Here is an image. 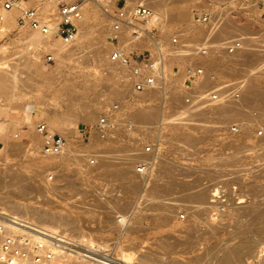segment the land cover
Here are the masks:
<instances>
[{
    "label": "rangeland",
    "instance_id": "374dc122",
    "mask_svg": "<svg viewBox=\"0 0 264 264\" xmlns=\"http://www.w3.org/2000/svg\"><path fill=\"white\" fill-rule=\"evenodd\" d=\"M64 1L75 0H26V3L20 4V7L16 6L8 10L2 6L4 0H0V72H5L6 79L8 78L3 84H0V180L2 181L0 197H4L3 200H0V210L13 213L9 203L19 202L30 205L49 216L56 214L64 217L65 221L66 219L76 220L74 224L68 223L67 225H63L64 223L61 222L62 225L53 221L43 222L45 224L42 226L43 223L38 221V218H32V220L38 221L40 226H45L46 229L57 228L71 234H86L90 240L102 243L113 244L115 239L126 243L131 239L133 241L132 251L135 252L133 261H138L140 264H166V259L154 262L145 258L143 253L151 249L158 255L166 257V252L160 241H168L172 244L178 239L184 243L176 246V251L170 254V257H173L170 258L172 263L180 261L186 264H214V260L204 261L197 260V258L201 256L205 248L216 245L218 241L219 244H235L243 237L255 241L258 253L264 252V232L257 229V226L261 227L257 221L250 219L249 216L252 217V214L249 211L247 212L250 215L245 212L252 206H264V160H257L258 154L262 155L264 150V122L256 120L257 113L261 112L260 109L258 112L255 107H252V104L259 107L254 104L258 103L256 99L258 93L255 92L257 90L252 89L259 86L258 91L263 90L264 92V59L259 56L250 64L241 61L230 62L232 72L225 70L229 65L227 66L220 59L221 55L229 58L236 54L228 53L226 50L234 41H240L241 45L253 44L250 46L258 50L259 53L261 50L264 51V0H161V7L165 9L162 22H159L157 26L139 23L146 35H140L139 39L126 37V40L122 37L123 32L120 33L119 46L123 50L129 51L133 57L137 56L139 59L151 56L158 62L157 66L160 69L154 74L160 77V80L154 87L145 89V91L152 92L145 100L142 99L145 91L136 95L131 92V79L127 81L129 76L122 66L116 64L109 67L105 61L108 60V55L113 50L111 44L113 36L108 39L106 37L110 33L107 29L111 23L110 15L106 19V30L102 32V55L99 59L96 56V47L90 42L91 37L97 33L96 31L85 35L83 38L84 47L80 49L81 53L76 51L72 56L62 60L57 59L45 46L26 41L29 31L16 23L20 9L38 8L45 18L53 22L57 18L56 4ZM122 1L130 7L140 4L137 2L138 0ZM48 3H54V8L50 12L41 8ZM102 3L97 0L83 2L82 10L86 11L88 7H91L90 9L98 8L97 16L92 18L91 23H96V20L100 21L103 15L101 14L102 9H100ZM175 7L184 9L187 16L181 19L177 18L174 14ZM4 12L11 13V20L5 23L2 21ZM201 13L209 15L206 23L195 21L196 16ZM221 19L225 20L224 23L228 25L232 24L231 29H218L223 26H220L223 23ZM233 24L235 27H240L239 32H232ZM194 26L199 27L198 31L193 32ZM216 31L218 33H215ZM128 36H130L129 33ZM147 36L158 41L163 50L162 56L158 55L154 47L148 45ZM174 36L178 38V44L175 45L171 44V38ZM54 38H58L62 42L58 36H54ZM107 40L110 48L107 47ZM130 41L132 45L136 41L142 47L134 48ZM71 45L72 43L67 46ZM201 48L212 53H210L211 61L216 64L207 65L206 62H200L202 55L198 54V51ZM47 54L52 55V60H46ZM27 55L38 62L36 67H31L24 61V57ZM161 58L162 60H160ZM166 58L168 62H166ZM187 65L206 66V73L191 93H189L190 90H187L188 82L184 73ZM9 72L13 73L15 77H12L13 75L11 76ZM209 74H212L213 78H210ZM119 81L123 82L118 83ZM124 82L126 84H123ZM250 82L259 85L254 87L251 84V87ZM247 84L250 87H247ZM216 90L218 98L210 103L218 105L217 108L209 113H207L206 103L204 106L201 104L198 107L190 108L192 103L200 104L199 102L204 99L203 102H206L210 93L216 92ZM246 91L252 96L254 92L257 93L255 94L256 102L250 103V98L252 101L254 99L251 95H247ZM234 93H237L238 97H234ZM189 94H191V100L186 103L185 97H190ZM245 94L249 96L251 104V108L250 104H247L249 108L245 106L247 110L244 108L247 112L249 111V116L246 114L247 116L241 117L238 110L228 109L222 104L220 105L218 101L220 98H224L225 103L239 102L242 95ZM163 95L177 97L170 104L162 99ZM113 103L121 105L119 111L121 110L120 113L124 115L117 117L119 122L112 128H116L118 131L110 132L109 137L101 138L99 134H95L94 122ZM262 106L264 107V103ZM149 107H152L150 110H154V108L157 110L158 114L155 115V118L143 120L136 114L137 109L144 108L143 110H145L147 108L149 110ZM263 107L261 110H264ZM44 109L51 110L53 115L58 116L65 123L64 128L54 132L62 135L67 145L77 151L80 155L76 154L80 157H75V159L68 157L67 159V156H45L40 151L41 141L34 131L35 126L26 124V121L29 113H33L39 118L44 117L46 111ZM155 110L153 112L156 113ZM88 113L90 116L86 115ZM130 113L129 119L134 123V128L127 130L124 119L128 120L127 117ZM21 115H25L23 123L29 127L19 123L17 116ZM245 117H249L246 118L247 120L244 119L246 122L251 121L252 118L256 122L252 121V125L248 122L249 125L245 126V121H242ZM28 120L31 121V117H28ZM233 126L236 127V131L231 130ZM91 134L104 146L110 141L112 142L109 146L113 149L109 152L114 151V153L112 152L113 159L115 158L114 160L119 162L123 161V163L117 166H106V169L126 166L131 170L130 181H123L117 177L106 175V173L99 177L93 176V172H87L96 168V157L100 151L104 150V148L100 150L102 145L95 146L93 142L90 143ZM181 136L183 140H181ZM183 136L188 139H184ZM106 138L109 141H105ZM131 144L132 147L139 146L140 148L149 145L156 151L154 149L150 153H145L138 148L124 147V145ZM236 145H244L249 149L239 155ZM253 147H255L254 150ZM94 151L98 152L92 155L91 153ZM109 152H101L100 155L104 153L102 155L108 156ZM119 152L126 153L123 154L124 158H121L122 154L119 156ZM86 153L90 155H86ZM112 156H108L111 161H113ZM221 156L227 158L228 161L224 158L220 160ZM235 157L237 158L235 159ZM136 160L146 163L148 170L144 173H137L134 167ZM90 163L95 164L91 165ZM85 168L87 169L85 170ZM161 169L164 171L162 172ZM165 173L167 177L169 176L168 178ZM13 175H19L26 179L30 185H33L32 188L28 189L24 183L17 184ZM155 175L163 176L157 181L160 186L156 188V191L153 189L154 181H152ZM170 178L174 179V183H183V185L185 183L182 187L184 190H187L188 187L192 190L199 188L208 190V193H205L206 197L210 195L213 188H223L226 191L228 205L225 210L232 208V212L229 211L231 213L227 214L225 210V212L220 211L219 207L215 206L212 218H209L206 213L196 215L195 218L192 217L189 208L195 207L194 209H196L197 203L186 204L187 201H181L182 198L178 195L180 191H184L182 188H171L167 192L166 188H160L164 183H168ZM128 184L129 187L125 186ZM186 184L187 188L185 189ZM170 191L172 192L170 193ZM145 195L147 197H144ZM148 196L149 200H147ZM206 200L213 204L211 197ZM95 202L105 206L99 209L92 208L96 207ZM159 202L163 204L160 205ZM112 203L119 207V211H111ZM85 205L89 206L88 209L84 207ZM133 205L136 207L135 209L144 206L148 209H143L139 215L140 219H135L138 220L135 221L138 230L134 235L127 232L120 234V231L115 230L112 223L118 215H129L131 211L129 209ZM240 205L241 207L245 205L246 209L244 207L239 209ZM170 209L172 212H168L171 211ZM166 210H168V214H166ZM165 214L169 216H167L169 219L166 218L167 222H160V218ZM106 215H109L108 223L105 222ZM192 219L197 220V229L194 228L196 231L191 232V234L194 233L193 236L183 234L180 231L181 225L186 222L188 224ZM216 223H219L218 226ZM47 224L48 227L52 226L51 224L54 227L48 228ZM91 224H94L95 227H91ZM105 224L108 226L103 228ZM219 225L222 226L219 228ZM242 226L245 231L241 228ZM96 227H102V229L96 230L94 229ZM216 229L218 230L216 231ZM212 230L214 235H208L207 232ZM180 232L182 233L180 234ZM231 232L233 233L231 234ZM97 235L107 238V242L97 240L95 238ZM189 240H192L194 244L192 247L186 244ZM250 259L253 258L250 257ZM68 261L76 262L72 259H68Z\"/></svg>",
    "mask_w": 264,
    "mask_h": 264
},
{
    "label": "bare ground",
    "instance_id": "6f19581e",
    "mask_svg": "<svg viewBox=\"0 0 264 264\" xmlns=\"http://www.w3.org/2000/svg\"><path fill=\"white\" fill-rule=\"evenodd\" d=\"M96 1V0H95ZM161 0H152V1H149V2H146L145 0H138L137 2H140V5H143V6H145V7H148L149 9H151L153 12H154V14H155V21H151V22H147L146 24L147 25H151V26H157V24L159 23V22H162V18H163V16L165 15V9L164 8H162L161 7V5H162V2H160ZM169 1V0H168ZM167 1V2H168ZM98 2V1H97ZM99 2H103L102 3V5L100 6V9H102V13L101 14H103L102 16H101V19H100V21H98L97 22V20L95 21L96 23H91L92 21H93V19L92 18H94V16L98 13V8L96 9H90L89 7H88V10H86L85 11V9L84 10H82V6H81V15H80V18L79 19H77L76 21H75V27H76V36H75V39L71 42L72 43V45L71 46H67L68 44H70V43H64L62 40V42H60L59 40H58V38L56 39V38H54V36H57V34H56V30H55V26H54V24L53 23H51V27H50V30L47 32V33H45V34H41V33H39V32H37V31H34V30H32V29H30L28 26H25V30H27V31H29L28 32V35L26 36V41L28 42V43H34L35 45H41V46H45L51 53H53L56 57H57V59H59V60H62V59H64V58H68V57H70V56H72L76 51H78V52H80V49H82L83 47H84V43H83V38L85 37V35H87V34H89V33H91V32H93V31H96L97 33L94 35V36H92L91 37V39H90V42H91V44L92 45H94L95 47H96V56H97V58L99 59L100 57H101V55H102V49H101V42H102V32L104 31V30H106V19H108V15H110V17H111V14H109V13H107V12H105L104 11V9L102 8L103 6H105V5H107L106 4V2H104V1H99ZM114 1H112V3H113ZM163 2H165V1H163ZM166 2V3H167ZM25 4L26 3V0H20L19 2H18V6L20 7V4ZM83 5V4H82ZM89 6V5H88ZM94 6V5H93ZM92 6V7H93ZM43 10H45V11H52L53 10V8H54V3H48L47 5H44V6H42L41 7ZM94 8V7H93ZM87 9V8H86ZM97 11V12H96ZM174 11H175V16L177 17V18H179V19H181V18H184V17H186L187 16V14H186V12L184 11V9H182V8H174ZM168 14V12H167V10H166V15ZM99 15V14H98ZM97 16V15H96ZM107 17V18H106ZM100 18V17H99ZM97 19V18H96ZM111 19V23H110V25L109 26H107V29H108V32H110V33H108L107 34V39L108 38H110L111 36H113L114 35V21L112 20L113 18L111 17L110 18ZM219 19V18H218ZM223 19H224V17H223ZM11 20V13L10 12H4V15H3V17H2V21L5 23V22H8V21H10ZM222 20V19H221ZM196 21V20H195ZM222 21H223V23H222ZM222 21H220L222 24H220V26L221 25H223V26H219L220 28H218V29H223V28H230L231 29V25H228L227 23H224L225 22V20H222ZM226 22H227V19H226ZM217 23V22H216ZM219 23V22H218ZM228 23H229V21H228ZM212 24V23H211ZM213 25H215V24H213ZM234 25V24H233ZM199 26V25H198ZM198 26H194L193 27V32H196V30L199 28ZM217 26H218V24H217ZM233 27V26H232ZM143 27L139 24V23H137V25H136V29H137V31H138V34L139 35H146V33H145V31H144V29H142ZM217 28V27H216ZM209 29V28H208ZM201 30V29H200ZM203 30V29H202ZM211 30V29H210ZM121 32L120 33H122L123 32V36L122 37H124L125 39H126V37L128 38V37H130V36H128V31H129V28L128 27H126V26H122V28H121V30H120ZM198 31V30H197ZM207 31V30H206ZM205 31V32H206ZM228 31V30H227ZM226 31V32H227ZM240 31V27L238 28V27H235V25H234V29L232 28V32L234 33V32H239ZM204 32V34H206ZM211 32H212V30H211ZM218 32H219V30H218ZM217 31L215 32V33H218ZM222 32V31H221ZM145 33V34H144ZM209 33H210V31H209ZM220 33V32H219ZM120 35V34H119ZM148 35V34H147ZM217 35V34H216ZM216 35H215V37H216ZM207 36V35H206ZM209 36V35H208ZM59 37V36H58ZM120 37V36H119ZM213 37H214V34H213ZM147 38H148V36H147ZM51 39H54V40H51ZM121 40H124L123 38H120ZM130 39H131V37H130ZM130 39H128V40H130ZM139 39V38H138ZM146 39V38H145ZM120 40V41H121ZM127 40V39H126ZM133 41V40H132ZM137 41V40H136ZM135 41V44L134 45H132L131 44V41H130V44L132 45V46H134V48H140V47H142V45L141 44H139V43H137ZM146 41H149V43H148V45L149 46H151V47H154L156 50H157V52H158V55L160 54H162V52H163V50H162V48H161V46H160V44L158 43V41H156L153 37H150V38H148V40H146ZM89 42V43H90ZM124 42V44H125V41H123ZM134 42V41H133ZM253 45V44H243V45H241L239 48H237L234 52H233V54L234 53H236V54H234L232 57H226V56H220V59H221V62H223V63H225L227 66L229 65V67H227L225 70L227 71V72H232L233 70H232V68H230V62L232 63V62H236V61H241L242 63H245V64H250V63H253L255 60H257L258 58H259V56L261 57H263V59H264V51L262 52V50H261V52L260 53H262V54H260L259 53V51L258 50H256L255 48L253 49V47H251V46ZM106 46V45H105ZM110 45H108V40H107V47H109ZM110 48V47H109ZM260 50V49H259ZM83 52V51H82ZM81 53V52H80ZM211 52L210 51H207L206 52V54H204V55H202V61H200V62H202V63H205L206 62V64L207 65H214V64H216V63H213L212 61H211V57H212V53L210 54ZM83 54V53H82ZM81 54V55H82ZM109 56V55H108ZM162 56V55H161ZM204 56V57H203ZM214 56V55H213ZM261 57V58H262ZM216 58V57H215ZM57 59H56V61H57ZM102 59V58H101ZM24 61L26 62V63H28V65L29 66H31V67H36L37 65H38V62H36V60L34 59V58H31V57H29L28 55L27 56H25L24 57ZM105 61H107V65L109 66V67H113L114 65H116L117 63H115V62H112L111 60H110V57L108 58V60H105ZM156 63H158V62H156ZM0 64H1V62H0ZM118 65V64H117ZM226 65H224V66H226ZM164 68V67H163ZM160 68L158 67V66H155V69H153V73H155V72H159L158 70H159ZM161 69H162V67H161ZM10 73V72H9ZM8 74V73H7ZM11 74V73H10ZM9 74V75H10ZM13 75V76H12ZM11 76L12 77H15L14 76V74L12 73L11 74ZM129 76V75H128ZM7 77H10V76H8L7 75ZM159 78V79H158ZM8 79V78H7ZM6 79V74H5V72L3 73V72H0V84H3L4 82H5V80H7ZM131 78H130V76L128 77V80L127 81H129ZM166 79V78H165ZM156 84L158 83V81L160 80V77H158L157 75H156ZM83 81V80H82ZM7 82V81H6ZM120 82H123V81H119L118 83H120ZM260 83V82H259ZM123 84H126V82H124ZM251 84L252 85H254V87L257 85H259L258 83H252V82H250L249 83V85L251 86ZM248 84H247V87L249 86ZM249 86V87H250ZM252 87V86H251ZM253 87V88H254ZM259 87V86H258ZM258 87H256V89L254 88V89H252V90H257V91H255V92H257L258 93V96H257V100H258V103L255 101V94H257V93H253L254 95L252 96V94H250L251 96H252V99H254L253 101L251 100V98H250V103H253V102H256V103H254V104H257L259 107H256V105L254 106L253 104H252V107H255L256 108V110L258 111L259 109H260V112L261 113H257V117H256V120H260V121H262V122H264V110H263V112H262V110H261V108L263 107L262 105H263V103H264V92H263V90L261 89V87H263V86H261L260 87V89L262 90L261 92H259L258 91ZM264 88V87H263ZM245 90V89H244ZM249 90H250V88H249ZM145 91V90H144ZM248 91V90H247ZM246 91V93H251V91H248L247 92ZM65 92V91H64ZM67 92V91H66ZM244 92V91H243ZM253 92V91H252ZM70 93V92H69ZM149 93H150V95H151V93L152 92H149L148 90H146L144 93H143V95H142V99H148V97L150 96L149 95ZM249 93L247 94V95H249ZM242 94H244V93H242ZM80 95V94H79ZM174 95V94H173ZM246 94L245 95H242V97L240 98V101L239 102H234V103H231V102H228V103H225V99L224 98H220V100H218L219 101V104L221 105L222 104V106H224V107H226V108H228V109H236V110H238L239 112H240V116L242 117V116H245L246 114H248V116H249V111L247 112L246 110H247V108H249V107H247V104H250L249 103V96H247ZM175 96V95H174ZM174 96H168V97H166L165 95H163L162 96V99H164V101H168L170 104H172L173 102H172V100L174 99V100H176V97H174ZM254 97V98H253ZM69 99V98H68ZM67 99V100H68ZM141 99V98H140ZM208 100H206V102H203V101H205V99L203 100V98H202V100L203 101H200L201 100V98L200 99H198L200 102V104H198V103H192V105L190 106V108L191 107H198V106H200L201 104H202V106H204V104L206 103V107H207V109H208V112L207 113H209V112H211L212 110H214L215 108H217V106H215V105H213V104H211L210 102H212V101H214V100H211L209 97L207 98ZM198 100H197V102H198ZM172 102V103H171ZM129 103V102H128ZM111 106V105H110ZM121 106V105H120ZM120 106H118L119 107V109L121 108ZM245 106L247 107V108H245ZM262 106V107H261ZM142 108V107H141ZM150 108H152V107H149V110H150ZM244 108L246 109V110H244ZM250 108H251V104H250ZM264 108V107H263ZM41 109H43V108H41ZM119 109H118V112H119ZM144 109V108H143ZM143 109H137L136 110V114L138 115V116H140V118H143V120H148V119H153V118H155L156 116V114H158L157 113V110H155V108H154V110L156 111V113L155 112H153L154 110L153 109H151L150 111L147 109V111H145V110H143ZM44 110H46L44 113V117L42 116V117H40L41 118V120L40 121H35L36 123L34 124L35 125V129H36V124L38 123V122H42V123H45V125L47 126V128H48V130H49V132L50 133H53V134H55L56 132H54V131H58V130H60V129H62V128H64L63 126H65L64 124V122L58 117V116H56V115H53L52 114V112H51V110H48V109H44ZM153 110V111H152ZM249 110V109H248ZM118 112H116V114H115V117H117V115L119 114ZM245 112H247V113H245ZM259 112V111H258ZM93 113H94V111H93ZM182 113V112H181ZM43 114V113H42ZM90 113H88V114H86V115H88V116H90L89 115ZM91 115H92V113H91ZM164 115V114H163ZM247 116V115H246ZM251 116V115H250ZM28 117H31L30 115L28 116ZM28 117H27V121H26V124L27 123H29V124H32L31 123V121H29L28 120ZM101 117V115L97 118V120L94 122V124H97L98 123V121H99V118ZM249 118V117H245V118H243L242 119V121H245L246 122V120ZM244 119H246V120H244ZM250 119H251V117H250ZM130 120V119H129ZM256 120L255 119H253L252 118V120L251 121H248L250 124L252 123V121H255L256 122ZM131 122V121H130ZM244 122V124H245V126H246V124H248V122H246L245 123ZM132 124H133V126H134V123L133 122H131ZM254 124V123H253ZM249 125V124H248ZM247 125V126H248ZM252 125V124H251ZM261 125V124H260ZM259 126V125H258ZM261 126H263V125H261ZM37 132V131H36ZM35 132V133H36ZM95 134H98V132H96L95 131ZM36 135L39 137V139H40V141L42 140V137H41V135L37 132L36 133ZM61 137H63L62 135H60ZM33 137H35V136H33ZM106 137H109V136H106ZM64 138V137H63ZM99 138V137H98ZM183 138H184V136H183ZM185 138H186V136H185ZM184 138V139H185ZM198 138V137H197ZM264 138V137H263ZM38 139V138H37ZM65 139V138H64ZM186 139H188V137L186 138ZM201 139V138H200ZM33 140H35L34 138H33ZM181 140H183L182 139V136H181ZM196 140V139H195ZM105 141H109V139H107L106 138V140ZM191 141V140H190ZM198 141V140H197ZM11 142V141H10ZM36 142V141H35ZM38 142V141H37ZM178 142V141H177ZM180 142V141H179ZM39 143V142H38ZM175 144H176V141L174 142ZM240 144V143H239ZM262 144V143H261ZM40 145H41V143H40ZM178 145V144H177ZM20 146V145H19ZM10 147V146H9ZM41 147V146H40ZM14 148V147H13ZM254 148L255 147H253V150H254ZM259 148H263V147H259ZM16 149H17V147H16ZM20 149V148H19ZM113 148L111 147V146H109L108 145V143L106 144V146H104V150H102V151H100V153L101 152H104V153H108L109 151H111ZM236 149H237V154L239 153V155H241V154H244L245 152H247L248 151V149H247V147H245L244 145H236ZM118 150V149H117ZM116 150V151H117ZM16 151H18V150H16ZM113 153H114V151H112ZM112 152H109V154L111 153V155H109L108 154V156L110 157V156H112L113 155V153ZM193 152V151H192ZM263 152V154L262 155H260V154H258V161H260L261 159L262 160H264V150L262 151ZM79 154L77 151H75V150H73L72 148H70V146L69 145H67V143L65 144V146H64V149H63V151H61L60 153H58V154H51V155H45V156H67V159H68V157H72V159H75V157H80V156H78L77 154ZM100 153H99V155L96 157V165H95V167L96 168H98V167H101V166H104V168L106 169V166H110V165H119V164H121V163H123V161H117V160H114L113 159V157L114 156H112V160L113 161H111L110 159L111 158H109L108 156H106V155H102V154H104V153H102L101 155H100ZM120 153V152H119ZM256 153V152H255ZM122 153H120L119 154V156L121 155ZM123 154H126V153H123ZM122 154V156H121V158L124 156ZM80 155V154H79ZM115 157H116V155H115ZM229 157H231V156H229ZM76 158V159H77ZM124 158V157H123ZM219 158V157H218ZM224 157H220L219 159L220 160H222ZM232 159H234V157H231ZM237 157H235V159H236ZM219 159H218V161H219ZM225 160L227 159V158H224ZM230 159V158H229ZM214 160V159H213ZM255 160V159H254ZM115 161H117V162H115ZM226 161H228V160H226ZM144 163V162H143ZM144 164H146V163H144ZM154 164V163H153ZM169 167V166H168ZM87 168H85V170H86ZM89 169V168H88ZM91 169V168H90ZM104 169V170H105ZM163 169H165V167H163ZM146 170H148V166H147V169ZM130 168L128 169V167H124V166H118L117 168H112V169H106L105 170V172L104 173H106V175H111V176H114V177H117V178H119L120 180H123V181H130V179L132 178V175H130ZM161 171H162V169H161ZM164 171V170H163ZM162 171V172H163ZM165 171H166V169H165ZM168 171H169V168H168ZM145 172V171H144ZM143 172V173H144ZM138 173V172H137ZM257 174V173H256ZM146 175V174H145ZM168 175V174H167ZM165 176H166V173H165ZM255 176V175H254ZM1 177V176H0ZM161 177H163V176H161V175H155V176H153V180L152 181H154V186H153V189H154V191H156V188H158L160 185H159V183L157 182L159 179H161ZM167 177V176H166ZM169 177V176H168ZM167 177V178H168ZM13 179L16 181V183L17 184H21V183H24V185L28 188V189H31L32 188V186L33 185H30V183L26 180V179H24L23 177H20L19 175H13ZM1 180H0V184H1ZM188 182V181H187ZM161 184V183H160ZM184 185H185V183H184ZM184 185H183V183H174V179H172V178H170V180L168 179V183L166 182V184L164 183L160 188L161 189H163V188H166V192L167 191H169L171 188L172 189H174V188H176V187H180V188H182V187H184ZM125 186H130L129 184L128 185H125ZM179 188V189H180ZM187 188V184H186V187H185V189ZM178 189V188H177ZM183 189V188H182ZM181 189V190H182ZM203 188H199V189H195V190H192L190 187H188V189L187 190H184V191H178L179 192V197H181L182 199H181V201L182 200H184V202L185 201H187L186 202V204L187 203H197V207H196V209H191V208H189V210H191L190 211V215L193 217L194 216V218L196 217V215H201V214H203V213H206L208 216H209V218H212V216L214 215V213L212 212L213 210H214V207L216 206L214 203L213 204H211L210 202H208V200H206V198H209V197H211V193H212V190L214 191L215 189L213 188L212 190H211V192H210V195L208 196V197H206V195L207 194H205L208 190H206V189H203ZM208 189V188H207ZM129 190V189H128ZM159 190V189H158ZM157 190V191H158ZM210 190V189H209ZM172 191H170V193H171ZM208 193V192H207ZM144 195V194H143ZM149 195H150V193H149ZM167 195V194H166ZM173 196V195H172ZM144 197H147V195H145ZM167 197V196H166ZM178 197V198H179ZM3 198L4 197H0V200H3ZM149 196H148V198H147V200H149ZM176 199V198H175ZM174 199V200H175ZM110 201H111V199H109ZM146 200V201H147ZM169 200V199H168ZM160 201V200H159ZM172 201V200H171ZM180 202V201H179ZM96 203V202H95ZM256 204H258L257 202H255ZM255 203H253L254 205H255ZM101 204V203H100ZM99 204V202H98V204L96 203V207H92V208H95V209H99V208H101L102 206H105V205H100ZM115 204V203H114ZM159 204L161 205V204H163L162 202H159ZM252 204V205H253ZM9 205H10V210H11V212H13V213H10V212H7V211H3V212H0V213H6V214H8V215H10V216H12V217H14V219H15V221H17V223H18V225H24V226H29V227H34V228H37V229H42V228H44V227H42L45 223H43V221H46L48 218L49 219H51V220H54V221H56V222H61L63 225H67L68 223L69 224H74V221L76 222V220H70V219H66V221H65V219H64V217H61V216H58V215H56L55 213V215H52V216H47L46 214H43L42 212H40V210H36V208H34V207H32V206H30V205H24V204H22V203H19V202H11V203H9ZM108 206H110L109 204H107ZM112 205H113V203H112ZM147 205V204H146ZM169 205V204H168ZM184 205V204H183ZM195 205V204H194ZM252 205H250V206H252ZM169 206H171V205H169ZM245 206V205H244ZM243 206V207H244ZM249 206V207H250ZM258 207V208H255L254 209V207ZM256 206H252V208L250 207L248 210H246L245 212L248 214V212L247 211H249L251 214H252V217H251V215L250 214H248V215H250L249 217H250V219H252L253 221H257V223H258V225H260L261 227H259V226H257L258 228L257 229H260V231H263L264 232V206H258V205H256ZM84 207H86L87 209H88V207L89 206H84ZM131 207V206H130ZM129 207V208H130ZM243 207H241V205H240V208L239 209H243ZM111 208V211L113 212H115V211H119L118 209H119V207H117V205L115 204V205H113L112 207H110ZM136 207L133 205L129 210H131L130 211V214L129 215H126V214H121V215H118V216H116L115 217V220L113 221V223H112V225H113V227L115 228V230H119L120 231V234H123V233H125V232H127V233H129V234H131V235H134L135 234V232L138 230L137 228H138V226L135 224V221H138V220H135V219H137V218H139L140 219V213H142L141 211L144 209H148V208H145V206L144 207H138L137 209H135ZM235 208H237V207H235ZM234 208V209H235ZM245 208V207H244ZM0 209H1V207H0ZM233 209V210H234ZM238 209V208H237ZM246 209V208H245ZM171 210V209H170ZM167 211L168 210H166V214H168L167 213ZM217 211V210H216ZM215 211V212H216ZM226 212H227V214H228V212L229 211H231L232 212V208H230V210H225ZM224 211V212H225ZM236 211V210H235ZM168 212H172V210L171 211H168ZM231 212H229V213H231ZM235 213V212H234ZM239 213V212H238ZM240 213H242V212H240ZM166 214L165 215H162V217L160 218V222L161 221H163V222H167V219L166 218H168L167 216H166ZM170 214V213H169ZM226 214V213H225ZM226 214V215H227ZM153 215V214H152ZM23 216H25V217H23ZM228 216V215H227ZM226 216V217H227ZM231 216V215H230ZM233 216V215H232ZM26 217H28V218H26ZM72 217V216H71ZM108 217H109V215H106V220H105V222H107L108 223ZM32 218H34V219H37L38 221L40 220L42 223V226H40L39 224H38V221L36 222V220H32ZM59 218V219H58ZM157 219V218H156ZM156 219H155V221H156ZM169 219V218H168ZM189 220V219H188ZM189 222V221H188ZM241 222V221H240ZM21 223V224H20ZM60 223V224H61ZM137 223V222H136ZM236 223V222H235ZM61 224V225H62ZM217 224V223H216ZM215 224V225H216ZM219 224V223H218ZM218 224H217V226H218ZM238 224V223H237ZM242 224H244V223H242ZM241 224V225H242ZM52 226H53V224H51ZM214 225V226H215ZM239 226H240V224H238ZM52 226H50L49 225V227H48V224H47V227L48 228H50V227H52ZM55 226H56V224H55ZM58 227L60 226L59 224L57 225ZM106 226H108V224H105V226H103V228H105ZM109 226H110V224H109ZM216 226V227H217ZM220 226H222V225H219V228H220ZM238 226V227H239ZM54 227V226H53ZM62 227V226H61ZM60 227V228H61ZM197 227V220L196 221H194L193 219L192 220H190V222L187 224V222L185 223V224H183V225H181V227L180 228H182V229H180V231H182L183 232V234H189V235H192L193 236V234L194 233H192L191 234V232H193V230H194V228H196ZM245 227V226H244ZM247 227V229H248V226H246ZM46 228V227H45ZM215 228V227H214ZM236 228V227H235ZM241 228H243V226L241 227ZM251 228V227H250ZM57 229V228H56ZM94 229H96V230H100V229H102V227L101 228H98V227H96V228H94ZM178 229V230H179ZM197 229V228H196ZM196 229L194 230V231H196ZM177 230V232L179 233V231ZM211 230V229H210ZM214 230V229H213ZM209 231V232H207V234L208 235H214V231ZM218 229H216V231H217ZM243 230L245 231V228H243ZM243 230L241 229V233L243 232ZM63 231V230H62ZM182 232H180V234L182 233ZM233 232H231V234H232ZM240 232H239V234H241ZM235 235L237 234V231L234 233ZM215 235H217V234H215ZM132 237H134V236H132ZM95 238L97 239V240H101V241H103V242H107V238H102L101 236H99V235H97V236H95ZM209 238V237H208ZM132 243H133V241L131 240V239H129L126 243H122V241L120 240V239H115L114 240V242H113V246H114V249H116L117 250V252H118V254H119V256L121 257V259L124 261V262H126V263H130V262H133V259L135 258V252L134 251H132ZM182 243H184L182 240H180V239H178L177 241H175L174 243H169L168 241L167 242H165V241H160V244L164 247V251L166 252V257H164V256H161V255H158L155 251H153V250H147L145 253H143V256H145V258H148V259H150L151 261H163V260H165L166 259V264H186V263H182V262H177V263H172V260L170 259V258H173V257H170V254L171 253H173V252H175L176 250H175V247L176 246H178L179 244H182ZM107 244V243H106ZM186 244H188V246H190V247H192L194 244H193V242H192V240H189ZM256 243H255V241H253L252 239H250V238H245V237H243V238H241V240L240 241H238L237 243H235V244H224V243H221V244H219V241H218V243H216V245L214 244V245H212V246H210V247H207V248H205L204 249V251H203V253L201 254V256H199L198 258H197V260H204V261H210V260H214V264H247V262L249 261V258L251 257V258H255L257 255H258V250H256ZM70 259H72V260H75L76 262H74V263H72V262H69L68 261V259H66L65 261H62V260H58V261H56L55 262V264H84L82 261H79V260H76V259H74V258H69V260ZM138 262V261H137ZM138 264H140L139 262H138ZM159 264V263H158ZM188 264V263H187Z\"/></svg>",
    "mask_w": 264,
    "mask_h": 264
},
{
    "label": "built area",
    "instance_id": "2783aa9c",
    "mask_svg": "<svg viewBox=\"0 0 264 264\" xmlns=\"http://www.w3.org/2000/svg\"><path fill=\"white\" fill-rule=\"evenodd\" d=\"M20 0H4L2 6L8 10L18 6ZM86 0L58 2L57 18L51 22L45 18L38 8H21L20 15L17 19V25L20 27L28 26L30 29L45 34L50 30L51 23L54 24L57 36L64 43H71L76 36L75 21L80 18L81 6ZM104 1L107 5L103 6L105 12H111L114 21V35L111 40L116 43L113 50L109 53L110 60L122 66L131 78V84L135 91H142L156 85V75L152 72L157 66L155 60L146 62L142 67L132 62L129 55L123 50L118 43V37L122 26L129 28V35L132 39H138L140 35L136 29L137 23H147L155 21L154 12L143 5L137 4L132 7L122 0H97ZM112 1H114L112 3ZM209 19L207 13H201L196 16L195 20L200 23H206ZM171 44H178L176 36L171 38ZM241 46L240 41H234L226 50L228 53L234 52ZM207 49L201 48L198 54H206ZM46 60H52V55L47 54ZM162 60V58L160 59ZM187 78V90L195 82L202 79L205 68L201 65H188L184 70ZM213 78L212 74H209ZM218 90V89H217ZM211 92L209 98L216 100L218 92ZM234 97H238L234 93ZM185 101L189 102L190 97L186 96ZM118 103H113L108 111L101 114L94 129L101 138L109 135L112 128L118 122L115 113L118 111ZM127 130L134 128L128 119H124ZM236 131V127H231ZM36 131L41 135L40 151L45 155L58 154L63 151L66 144L65 139L58 134L50 133L45 123L38 122ZM150 146L144 147L149 151ZM147 165L140 162L135 166V171L143 173ZM211 193V201L220 211H224L227 205L226 191L221 187ZM0 212H3L0 210ZM21 224V223H20ZM74 258L82 261L84 264H138L133 261L124 262L119 256L112 243H102L92 241L85 234H71L60 229H37L34 227L18 225L14 217L0 213V264H55L56 261ZM247 264H264V252L250 259Z\"/></svg>",
    "mask_w": 264,
    "mask_h": 264
},
{
    "label": "crops",
    "instance_id": "0c3cea01",
    "mask_svg": "<svg viewBox=\"0 0 264 264\" xmlns=\"http://www.w3.org/2000/svg\"><path fill=\"white\" fill-rule=\"evenodd\" d=\"M111 44H112V47H114L115 45H116V43H114L112 40H111ZM117 44H119V40H118V43ZM167 49H169L168 47H167ZM128 55H129V57L131 58V60H132V62H134V63H136V64H138V65H140V66H142V67H144L145 66V64H146V62H148V61H152V60H154V58H152L151 56H149V57H147V58H141V59H139V57H133L131 54H130V52L129 51H125ZM166 62H168L167 61V58H166ZM188 66V65H187ZM205 69H206V66H203ZM185 77V76H184ZM202 80V79H201ZM200 81V80H199ZM199 81H197V82H195L194 84H192L191 86H190V91H189V93H191L194 89H196V86H197V84H198V82ZM142 91H144V90H142ZM142 91H135L134 89H133V86H132V84H131V92L132 93H134L135 95L136 94H140V92H142ZM190 95V100H191V94H189ZM166 96V95H165ZM187 103V102H186ZM109 107L110 106H108L102 113H104V112H106V111H108V109H109ZM118 112V111H117ZM121 112V110L118 112L119 114L117 115V117L119 116H122V115H124V114H121L120 113ZM116 114V113H115ZM29 115L31 116V123L33 124V126H35L34 124L37 122V121H40L41 120V118H39V117H36L35 116V114H33V113H29ZM12 116V115H11ZM25 117V115H21V116H17V118H18V120H19V123L20 124H22V125H26V124H24L23 123V118ZM127 117V116H126ZM131 117V113L129 114V116L127 117L128 119ZM36 121V122H35ZM119 122V121H118ZM26 127H29V126H27L26 125ZM116 130V128H114V129H112L111 130V132H113L114 133V131ZM34 131L36 132V129H35V127H34ZM116 131H118V129L116 130ZM22 132H26V131H22ZM37 133V132H36ZM55 134H57V133H55ZM58 135H60V134H58ZM89 135H90V133H89ZM91 142L90 143H92L93 142V144L96 146V145H102V147L100 148V150H102L103 148H104V145L102 144V143H100V142H98L97 140H96V137L94 136V135H92L91 134ZM111 139V138H110ZM112 142L110 141L109 142V144H111ZM108 144V145H109ZM133 144V143H132ZM132 144L131 145H124V147L125 146H129L130 148H133V149H136V148H138V149H140V150H142V151H144L145 153H150V152H152L154 149H153V147H152V149H151V147H150V149H149V151H145L144 150V147L143 148H140L139 146L138 147H132ZM122 146V145H121ZM123 147V146H122ZM74 150V149H73ZM100 150H98V151H100ZM98 151H94V152H92L91 154L93 155V153H96V152H98ZM155 151H156V149H155ZM85 154V153H84ZM90 155L89 153H86V155ZM84 156V155H83ZM84 157H86V156H84ZM88 159V158H87ZM137 162L134 164V167L138 164V163H140L141 161L140 160H136ZM86 162H87V160L86 161H84V165L86 164ZM143 163V162H142ZM91 165H94L95 163H90ZM83 165V166H84ZM95 171V172H94ZM84 172H86V171H84ZM88 173L89 172H93V176H99V177H101V176H103V174H104V172H105V170H104V167H98V168H94L93 170H91V171H87ZM95 173V174H94ZM113 177V176H112ZM98 178V177H97ZM115 180V179H114ZM116 181H118L117 179H116ZM47 216H49L48 214H46ZM56 222V221H54V220H51V219H47L46 221H43V222ZM91 227H95V225L93 224H91Z\"/></svg>",
    "mask_w": 264,
    "mask_h": 264
}]
</instances>
